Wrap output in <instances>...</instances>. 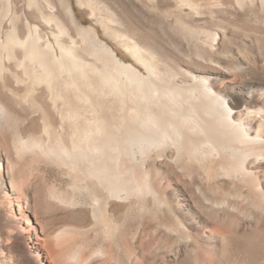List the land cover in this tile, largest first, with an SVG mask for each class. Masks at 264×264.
I'll list each match as a JSON object with an SVG mask.
<instances>
[{"label": "bare ground", "instance_id": "1", "mask_svg": "<svg viewBox=\"0 0 264 264\" xmlns=\"http://www.w3.org/2000/svg\"><path fill=\"white\" fill-rule=\"evenodd\" d=\"M104 1L113 10L75 0L91 19L85 26L70 0H25L22 16L0 0V148L18 104L39 112L41 133L22 126L13 152L69 179V191L35 187L40 211L69 210V223L40 231L88 235L75 248L44 243L41 263L162 264L161 250L174 255V241L185 240L177 264H196L201 250L213 264H264V0H136L192 38L188 57L149 34L121 0ZM174 168L199 183L157 190ZM2 170L0 160V178ZM201 217L231 230L190 233ZM160 230L166 238L144 252ZM8 258L0 245V264Z\"/></svg>", "mask_w": 264, "mask_h": 264}, {"label": "rangeland", "instance_id": "2", "mask_svg": "<svg viewBox=\"0 0 264 264\" xmlns=\"http://www.w3.org/2000/svg\"><path fill=\"white\" fill-rule=\"evenodd\" d=\"M121 1L126 11L136 19L142 27L149 32V34L159 37L165 44L185 57L195 55L197 46L194 44L192 38H184L179 31L175 33L172 32L161 15L155 11L148 12V10L142 8L141 4L136 0ZM95 2L100 5L104 3L103 5H106L110 10L112 9L109 3L107 4V1L99 0L98 2L95 0ZM70 3L74 12H76L77 18L82 21V24L85 26L90 25L91 19L87 15H82L84 8H80L75 0H70ZM25 4V0H13L10 7L11 11H17L18 13H16L22 16L27 7ZM1 6L2 3L0 4V8ZM6 21L7 19L3 22L4 27ZM247 21L249 22H246V25L251 29L257 30L261 26V22L257 21L258 24H256L253 22V18H250ZM99 32L102 33L101 29H99ZM101 39L112 45L120 57L124 56L127 62H133L124 49L115 46L109 38L101 35ZM5 62V64L8 63L7 65L13 66V62L10 63L7 62V60ZM16 108L18 111V117L15 118L14 116H11V120L9 119L8 123L3 124L5 125V128L2 125V128H4V130L6 129L5 132L9 133V135H7V148L5 146L0 148V160L3 169L2 171L4 172V175L0 178V245L7 257L9 256L10 259L8 258V260L11 264H42V260L45 261V258L48 257V249L46 246L44 247V243L52 244L50 245V248H57L55 243H73L72 246L75 248L78 243H84L85 239L88 238V235L68 234L56 238L53 235H48L47 232L43 233L42 231L41 233L40 229H42L43 225L44 228L48 227V230L52 231L57 227L69 223L64 216V213H67L69 210L67 209L68 211L65 210V212L60 208H53V210L48 212L40 211L36 204V194L34 192L35 187L41 184L55 183L61 190L69 191V179L62 177L57 167L46 166L41 162L35 161V156L32 153H27L21 158L15 156L11 137H13L18 129L24 125H33V131L38 135L41 133L40 113L36 112L34 108H31V105L29 104L21 103L18 104ZM9 122L11 123L9 124ZM174 170V172L168 170L163 174V181L161 180L160 183H158L157 190H162L163 188H167L168 191L180 188L189 189L191 187L194 188V185L199 183L195 178V175L193 174V176L190 177L185 169L178 171L177 168H174ZM11 185L16 189V195L11 194L9 191ZM10 206L16 209L13 213L10 212ZM19 209L20 212H18ZM35 210L38 213L35 212ZM138 222L139 220H137V223ZM223 225L224 227H222ZM219 226L231 230L230 226H226L222 222L216 223L213 220H210L209 222L208 219L201 217L197 218L195 223L190 224L189 232L204 235L212 232ZM250 231L256 234H259L262 231L257 225L256 220H252ZM166 235L167 233L164 230H160L157 237L151 242L152 244L147 247L144 252H148L154 248L156 244L159 243L160 239L166 238ZM170 242H173V239L170 238L169 243ZM174 243L177 244L173 246V253L174 255L175 253L180 255L182 250H184V246H186V243L188 242L185 240H179L176 242L174 241ZM34 246L38 249H33L32 247ZM200 252L199 257L201 258L197 259L198 262L196 264H213L214 260L210 257L211 254L202 250ZM174 255L169 254L167 249H163L160 252L159 260L162 264H177ZM209 260L210 262L207 263ZM140 261H142L143 264H151V262L145 259H140ZM48 263L57 264L56 262H49V260Z\"/></svg>", "mask_w": 264, "mask_h": 264}]
</instances>
